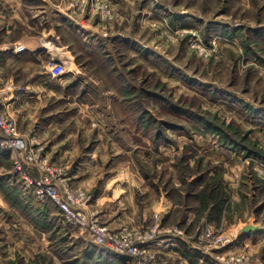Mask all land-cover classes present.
I'll use <instances>...</instances> for the list:
<instances>
[{"label": "rangeland", "instance_id": "rangeland-1", "mask_svg": "<svg viewBox=\"0 0 264 264\" xmlns=\"http://www.w3.org/2000/svg\"><path fill=\"white\" fill-rule=\"evenodd\" d=\"M0 10V47H6L0 113L16 120L48 165L88 192L90 208L98 212L93 196L104 190L114 197L126 184L123 190L131 191L138 208L134 220L145 206L151 217L146 225L119 227L145 228L158 214L159 231L151 242L157 263L178 261L154 242L182 237L195 244V253L210 256L211 264H223L199 241L207 225L203 212L197 210L189 223L174 221L192 216L210 192L226 196L212 212L216 225H208L226 240L218 251L264 259L263 248L253 242L257 218L264 221V209L257 207L264 199V0H0ZM37 40L41 45L35 47ZM51 62L62 63L63 71L53 75ZM10 75L9 90L27 85L40 98L2 107ZM31 75L44 78L31 82ZM6 166V181L27 198L21 203L9 192L2 195L17 206L0 209V264H59L49 253L61 254L66 244L79 256L82 241L73 237L70 243L64 232L88 233L24 186L14 157ZM76 171L80 175L73 176ZM96 171L100 179L85 178ZM162 194L174 204L164 216ZM35 204H44L45 213L33 212ZM4 218L40 225L50 243L21 256L6 240L19 228ZM56 220L60 225L53 229ZM238 223L252 226L245 233L252 241L225 250L227 229ZM27 227L20 231L27 233ZM174 227L182 234L168 231ZM98 248L106 253L104 264H121L111 252L122 254L124 264H137L125 253Z\"/></svg>", "mask_w": 264, "mask_h": 264}, {"label": "crops", "instance_id": "crops-1", "mask_svg": "<svg viewBox=\"0 0 264 264\" xmlns=\"http://www.w3.org/2000/svg\"><path fill=\"white\" fill-rule=\"evenodd\" d=\"M3 14H5L4 12H2L0 10V17H3ZM0 21H2V19H0ZM4 21V20H3ZM8 24V23H7ZM35 42V41H33ZM37 45V46H36ZM35 47L40 46V42L37 40ZM6 50V47H0V58L2 57L1 55H4V51ZM49 77V76H47ZM31 82H39L40 79L44 78L42 76H37V79L33 78V75H31ZM46 80H43V82H45ZM6 82L9 84L14 82L13 79V75H10L8 77V79H6ZM31 84V83H28ZM10 86H7L6 89H8V92H6V94L3 96L2 99V103L1 106L2 107H11L14 104H17L19 102H23V103H30V102H36V100H38L40 98V93L38 92H34V91H30L28 90V86H25V90L23 91H17L16 89H10ZM15 156V154L7 149H3L0 148V209L1 212H6L8 209H10V207L16 209L14 204H9L8 202H6V200L2 197L3 194H6L7 192H9L11 195H15L18 197V200L21 201V203H26L25 199L27 198L25 195V192H22L18 189V186L16 183L13 182H9L6 181L7 179L10 180V176L7 174L9 171V166L7 167L6 164L7 163H11L13 161V157ZM93 159L94 156L92 155ZM10 165V164H9ZM80 171H76L73 173V176L76 175H80L78 174ZM81 173V172H80ZM97 171L94 173L89 172L87 177H85L86 179H100L101 176H96L97 175ZM8 175V176H7ZM83 174H81L82 176ZM7 178V179H6ZM90 184V183H89ZM94 185V184H93ZM126 186L123 185V187ZM123 187L120 189V192L118 193V195H115L113 197V195L110 194H104V190H102L99 194H97L96 196H93V203H95V205L97 206V210L99 213L100 218L103 220L104 223L108 224L110 227L112 228H117L123 224H130V225H146L147 221L150 219L151 215H150V209L148 206H145V208L143 209V214L140 216L139 219H137L136 221L134 220L135 214H136V210H138L137 208V204L133 201V196L131 191H124ZM89 191V190H88ZM124 191L121 195L120 193ZM90 192V191H89ZM93 193V192H92ZM215 199H203L198 201V208L195 206V208L192 210V216H188L186 218H184V216H180L178 218H176V220L174 221L175 223H179L182 224L183 220L185 223H189V221L192 219V217H194L195 213L197 210H200L201 212H203L202 214L204 215L203 217V221L205 224L210 225V226H215V221L216 219H214L213 216V210H216L220 207H215V204L217 202V195H213ZM29 197V196H28ZM223 199H227L226 196L221 197L220 200L222 202ZM51 202V201H50ZM18 204V203H17ZM51 204H53V206H55V208L57 210L58 207L51 202ZM159 206L161 207L160 210H162L163 212V216L164 214L166 215L174 206V204L171 203V201L169 199H165V196L162 194L160 196L159 202H158ZM14 205V207H13ZM44 204H38V205H34V208H32L31 210L33 212H37L38 214H40L43 210L44 211ZM52 207V206H51ZM257 207L259 211H262L264 209V199H261L258 201L257 203ZM53 209V207H52ZM53 216L55 214V210H52L51 213ZM51 217L48 214V220H50ZM4 220V224H7V226H11V227H15V228H19V230H16L17 234L14 236H6V240L7 241H11L13 242V244L15 245V247L22 251L21 252V256L23 257H31L33 256V254H35L38 250L41 249L42 245L46 247V245H48V243H50L49 239L47 238V236L44 234L42 235L44 232H42L40 230V225H34V224H28L27 225L24 223V219H15L13 220V222H9V220H6L5 218ZM2 220V221H3ZM53 220V219H52ZM55 220V219H54ZM7 221V222H5ZM22 226H21V225ZM57 225H60L59 222L53 221V229L57 227ZM232 225V224H231ZM21 226V227H20ZM28 228L27 233L24 231H20L21 228L24 227ZM49 226H51V222H49ZM256 238L254 239L253 242H255V245L257 248H263L264 250V221L263 220H259L257 218L256 224ZM230 228V227H228ZM252 226H250V224L247 223H242V224H237L235 225L233 228L227 229L228 230V234L231 235L230 238V242L228 243V245L226 246V248H224L225 250L227 249H239L241 247H248L249 246V241L251 240L250 235H246L245 233H247L246 229H251ZM46 230V229H44ZM48 230V229H47ZM50 231V230H49ZM83 232V231H81ZM250 234V233H249ZM64 236L67 237L70 240V243L73 242V237H76L77 239L81 240L83 245L81 246V253L79 254V256H74L72 252H69V249L67 247V244L64 246L65 249L63 252H61V254H55L50 252L49 254L52 255L51 258L52 260L55 261V263H59V264H74V263H82V264H89V261H95L97 262V264H104V260L106 259V253L104 250H100V248H98V246H94L95 244L90 240L89 236H87V234H74L72 232V230H66L64 232ZM181 240H167L165 238H161L158 239L156 242H154V246L157 250H159V252L165 254V255H169L172 258L176 259V261H178V264H211V260L212 258H210V256H206L203 254H199L195 253L192 249L198 251V248L195 246V244L193 242L190 241H186L184 238L179 237ZM188 243V244H187ZM94 244V245H93ZM68 249V250H67ZM9 251V250H8ZM110 254V253H109ZM9 255V254H8ZM8 255H6L5 257L8 258ZM49 255V256H50ZM111 258L112 259H116L119 263H125L124 261H121L122 259V254L118 253V252H111ZM0 257H1V252H0ZM48 257V256H47ZM75 259V260H74ZM1 261V260H0ZM1 263V262H0ZM213 264H216L215 262H213Z\"/></svg>", "mask_w": 264, "mask_h": 264}, {"label": "built area", "instance_id": "built-area-1", "mask_svg": "<svg viewBox=\"0 0 264 264\" xmlns=\"http://www.w3.org/2000/svg\"><path fill=\"white\" fill-rule=\"evenodd\" d=\"M19 46L15 50H22ZM52 74L57 75L64 69L62 63L51 62ZM0 148L10 150L14 156V171L20 180L30 188L39 201L50 200L59 209L64 219L88 233L90 240L98 246L125 253L134 257L137 264H159L156 253L152 250V241L159 231L158 214L154 222L145 228L122 226L109 228L100 220L96 210L90 208L88 192L73 184L70 177L54 166L48 165L45 156H41L34 144L18 131L16 120L9 115L0 113ZM35 170V171H34ZM177 234L182 231L174 227ZM204 242L205 251L216 252V259L223 264H264V259H250L245 253L218 251L226 240L216 235L213 228L206 225L199 235ZM219 243L218 245H216ZM165 264V263H161Z\"/></svg>", "mask_w": 264, "mask_h": 264}, {"label": "trees", "instance_id": "trees-1", "mask_svg": "<svg viewBox=\"0 0 264 264\" xmlns=\"http://www.w3.org/2000/svg\"><path fill=\"white\" fill-rule=\"evenodd\" d=\"M216 198H217V202H216V204H215V207L218 208V207L221 206V203H222V202H221V200H220V196H217ZM206 199H208V200L211 199V200H212V199H215V198H214L213 194L210 192V193L206 196Z\"/></svg>", "mask_w": 264, "mask_h": 264}]
</instances>
